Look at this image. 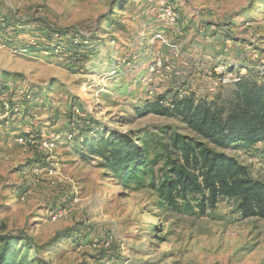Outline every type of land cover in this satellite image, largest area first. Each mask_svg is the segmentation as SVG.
<instances>
[{"label":"rangeland","instance_id":"1","mask_svg":"<svg viewBox=\"0 0 264 264\" xmlns=\"http://www.w3.org/2000/svg\"><path fill=\"white\" fill-rule=\"evenodd\" d=\"M165 3L174 27L156 20ZM216 58L264 83V0H0V238L29 264H264V218L233 199L203 215L166 205L85 154L112 131L191 135L136 110L178 83L227 103L233 84L206 74ZM256 148L225 152L264 180Z\"/></svg>","mask_w":264,"mask_h":264},{"label":"trees","instance_id":"2","mask_svg":"<svg viewBox=\"0 0 264 264\" xmlns=\"http://www.w3.org/2000/svg\"><path fill=\"white\" fill-rule=\"evenodd\" d=\"M80 56L75 50V57ZM186 88L178 83L156 92L136 113L179 120L191 135L161 128L112 131L90 141L85 154L90 160L99 158L100 166L122 186H149L166 205L175 207L181 200L184 207L203 215L221 199H233L244 218H264V180L252 178L246 166L225 152L257 151L256 145L264 144V83L249 75L239 77L227 103L197 100ZM161 159L164 167L155 177L153 167ZM10 236L0 238V264H29L25 253L17 255V238Z\"/></svg>","mask_w":264,"mask_h":264},{"label":"built area","instance_id":"3","mask_svg":"<svg viewBox=\"0 0 264 264\" xmlns=\"http://www.w3.org/2000/svg\"><path fill=\"white\" fill-rule=\"evenodd\" d=\"M179 18V13L172 5L168 3L161 5L157 10L156 20L159 23L174 27L178 24ZM163 42L166 43V41ZM257 69L264 72V63H262L261 66ZM207 72L208 76L212 78L213 82L218 84L219 86L234 84L239 79L238 74L233 71V69H231L229 66H227V64H225L224 62H218ZM154 93L153 91H149V94H151V96L154 95ZM179 93V96H184L183 90H179ZM66 137L68 139L74 138L73 133L71 132H68L66 134ZM19 142L23 143L22 139H19Z\"/></svg>","mask_w":264,"mask_h":264},{"label":"crops","instance_id":"4","mask_svg":"<svg viewBox=\"0 0 264 264\" xmlns=\"http://www.w3.org/2000/svg\"><path fill=\"white\" fill-rule=\"evenodd\" d=\"M218 61H220V60H219L218 58H216V60L213 59V60L210 61V62H213V63H212V65H213L214 63H217ZM222 62H223V61H222ZM209 67H211V66H209ZM238 70H239V69H238ZM236 72H237V71H236ZM240 72H241L242 74H241ZM247 72H248V71H246V69L243 68V69H241V70L239 71V73H238V72H237V73H238L239 75H241V76H247V75H249V72H248V73H247Z\"/></svg>","mask_w":264,"mask_h":264}]
</instances>
